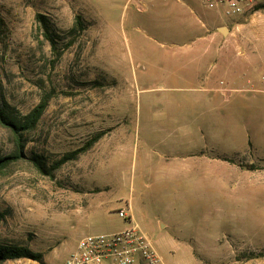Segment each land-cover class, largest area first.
<instances>
[{
  "label": "rangeland",
  "instance_id": "1",
  "mask_svg": "<svg viewBox=\"0 0 264 264\" xmlns=\"http://www.w3.org/2000/svg\"><path fill=\"white\" fill-rule=\"evenodd\" d=\"M257 2L235 19L240 54L202 0H0V105L21 118L48 100L0 171V242L42 261L2 264H63L80 237L128 228L119 209L165 264H264L246 258L264 248ZM14 149L0 124V155Z\"/></svg>",
  "mask_w": 264,
  "mask_h": 264
},
{
  "label": "built area",
  "instance_id": "2",
  "mask_svg": "<svg viewBox=\"0 0 264 264\" xmlns=\"http://www.w3.org/2000/svg\"><path fill=\"white\" fill-rule=\"evenodd\" d=\"M208 8L220 9L229 19L243 15L252 9L257 0H202ZM264 91V86L261 88ZM118 216L126 219L129 227L116 232L87 234L79 238L63 264H165L129 213L118 210Z\"/></svg>",
  "mask_w": 264,
  "mask_h": 264
},
{
  "label": "trees",
  "instance_id": "3",
  "mask_svg": "<svg viewBox=\"0 0 264 264\" xmlns=\"http://www.w3.org/2000/svg\"><path fill=\"white\" fill-rule=\"evenodd\" d=\"M41 15L38 14L36 19H40ZM75 22V26L81 27V22L79 18H77ZM45 37L50 42L51 46H55L54 39L48 34L47 29L44 30ZM47 98H43L39 103H37L34 107L31 108L29 112L23 115L21 118L13 117L8 111H6L0 105V124L8 129L14 134L15 139V149L11 154L0 155V171L4 169L6 166L11 164L12 162L18 161L22 158H25V154L23 152V143L21 141V133L32 130L40 116L44 112L47 105ZM93 141H89L87 145H90ZM74 152L71 154V157H74L76 154ZM66 158L64 156L59 161H56L51 168L57 167V165ZM34 161L36 167H38L41 171L45 170V166L40 163L37 158H31ZM250 169H257L262 167H255L254 165L246 166ZM264 256V248L259 251H251L246 258H255V257H263ZM18 258H30L36 260L38 262L42 261V254L40 252H35L29 249L26 246L12 244V243H3L0 242V264L8 259H18Z\"/></svg>",
  "mask_w": 264,
  "mask_h": 264
},
{
  "label": "crops",
  "instance_id": "4",
  "mask_svg": "<svg viewBox=\"0 0 264 264\" xmlns=\"http://www.w3.org/2000/svg\"><path fill=\"white\" fill-rule=\"evenodd\" d=\"M138 9L141 10L142 7L138 6ZM240 16H242V15H240ZM240 16H237L234 19L227 18V22H225L223 19H218L217 21L213 22V28L215 30V32L213 33V36H215V35L218 36L220 38V41H223V42H226V41L228 42L230 40V37H233L237 48H239L237 52H240V54H241V51H239V50H240L241 46L244 43L243 36H245V35H243V32H244L243 28H242V31L240 32V34L243 35L242 38L240 36H236V34L234 33V29L239 30L244 25V24L243 25H241V24L239 25L238 23L237 24L235 23V19H237ZM230 22L234 23V25L232 27H230L228 25V23H230ZM220 26H226L228 28L227 35H224L221 32H219L218 27H220ZM251 30L254 32V28H251ZM244 264H250V262H247V263H244Z\"/></svg>",
  "mask_w": 264,
  "mask_h": 264
},
{
  "label": "water",
  "instance_id": "5",
  "mask_svg": "<svg viewBox=\"0 0 264 264\" xmlns=\"http://www.w3.org/2000/svg\"><path fill=\"white\" fill-rule=\"evenodd\" d=\"M218 30L224 35L228 32V28L226 26H220L218 27Z\"/></svg>",
  "mask_w": 264,
  "mask_h": 264
}]
</instances>
